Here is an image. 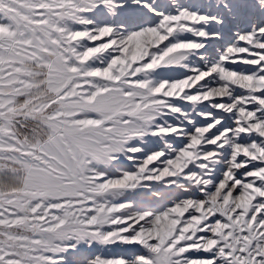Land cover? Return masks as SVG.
Instances as JSON below:
<instances>
[{
  "label": "snow or ice",
  "instance_id": "obj_1",
  "mask_svg": "<svg viewBox=\"0 0 264 264\" xmlns=\"http://www.w3.org/2000/svg\"><path fill=\"white\" fill-rule=\"evenodd\" d=\"M0 264H264V0H0Z\"/></svg>",
  "mask_w": 264,
  "mask_h": 264
},
{
  "label": "rangeland",
  "instance_id": "obj_2",
  "mask_svg": "<svg viewBox=\"0 0 264 264\" xmlns=\"http://www.w3.org/2000/svg\"><path fill=\"white\" fill-rule=\"evenodd\" d=\"M104 254L106 255H125L128 254V250L123 248H112L108 249Z\"/></svg>",
  "mask_w": 264,
  "mask_h": 264
}]
</instances>
